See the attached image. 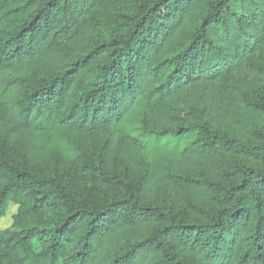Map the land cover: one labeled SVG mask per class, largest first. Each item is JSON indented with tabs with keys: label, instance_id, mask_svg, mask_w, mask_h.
<instances>
[{
	"label": "trees",
	"instance_id": "1",
	"mask_svg": "<svg viewBox=\"0 0 264 264\" xmlns=\"http://www.w3.org/2000/svg\"><path fill=\"white\" fill-rule=\"evenodd\" d=\"M0 264H264V0H0Z\"/></svg>",
	"mask_w": 264,
	"mask_h": 264
},
{
	"label": "rangeland",
	"instance_id": "2",
	"mask_svg": "<svg viewBox=\"0 0 264 264\" xmlns=\"http://www.w3.org/2000/svg\"><path fill=\"white\" fill-rule=\"evenodd\" d=\"M16 212V207L9 204L5 216L0 219V230L7 229L12 224V217Z\"/></svg>",
	"mask_w": 264,
	"mask_h": 264
}]
</instances>
